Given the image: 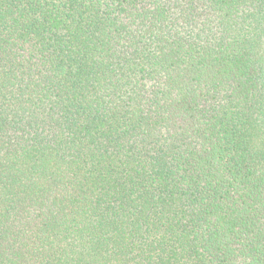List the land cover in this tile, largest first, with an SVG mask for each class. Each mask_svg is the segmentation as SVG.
Listing matches in <instances>:
<instances>
[{
	"label": "trees",
	"instance_id": "16d2710c",
	"mask_svg": "<svg viewBox=\"0 0 264 264\" xmlns=\"http://www.w3.org/2000/svg\"><path fill=\"white\" fill-rule=\"evenodd\" d=\"M0 264H264V0H0Z\"/></svg>",
	"mask_w": 264,
	"mask_h": 264
}]
</instances>
